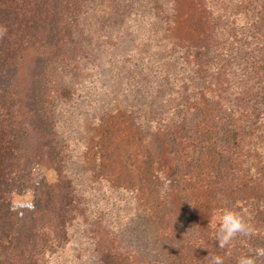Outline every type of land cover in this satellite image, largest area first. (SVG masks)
<instances>
[{"label":"rangeland","instance_id":"obj_1","mask_svg":"<svg viewBox=\"0 0 264 264\" xmlns=\"http://www.w3.org/2000/svg\"><path fill=\"white\" fill-rule=\"evenodd\" d=\"M88 10L82 34L79 23L66 43V61L49 73L58 90L52 96L55 140L81 211L64 243L46 248L38 264H100L98 232L147 249L165 222L187 219V235L199 222L215 228L225 208L254 230L232 242L264 241V0H90ZM192 28L206 32L207 69L195 71V59L173 55L164 44L167 31L189 37L184 29ZM202 52L190 54L200 61ZM240 105L261 110V120L241 135L238 174L226 187H204L207 197L200 198L209 202L199 199L195 209L192 191L180 192L173 135H193L196 107L215 115ZM36 176L55 180L42 167ZM32 199L26 188L13 192L11 204Z\"/></svg>","mask_w":264,"mask_h":264},{"label":"trees","instance_id":"obj_2","mask_svg":"<svg viewBox=\"0 0 264 264\" xmlns=\"http://www.w3.org/2000/svg\"><path fill=\"white\" fill-rule=\"evenodd\" d=\"M89 2L0 0V27L6 29L0 37V264H38L46 248L64 243L67 226L81 209L80 197L64 172L55 140L52 96L58 90L49 73L56 64L66 61V43L72 40L79 23L82 34L90 15ZM194 29L184 30L189 37L198 33L192 38L195 42L175 31L162 36L169 38L164 44L173 55L188 54L185 58L195 59L192 69L199 71L209 65L205 57L208 46L205 30ZM171 33L187 52H181L169 37ZM193 49L203 51L197 54L200 61L190 54ZM184 61L185 65L190 63ZM196 110L193 135L176 134L172 138L180 162V180L184 182L180 192L192 191L195 209L202 205L200 197H207L204 187L216 183L226 187L228 180L230 183L237 176L241 135L261 120V110L255 112L243 105L215 115L204 107ZM40 167L52 170L55 180L48 182L43 176L33 180L34 171ZM26 188L32 189V201L12 206L13 192ZM164 204L156 203L155 207ZM186 220L162 224L147 249L115 233L103 237L98 232L93 237L99 263L210 264V256L216 255L223 264H237L241 255L255 256L257 248H264V241L247 242L246 238L242 247L231 242L220 248L213 234L217 226L199 222L193 233L185 235L192 225Z\"/></svg>","mask_w":264,"mask_h":264},{"label":"clouds","instance_id":"obj_3","mask_svg":"<svg viewBox=\"0 0 264 264\" xmlns=\"http://www.w3.org/2000/svg\"><path fill=\"white\" fill-rule=\"evenodd\" d=\"M6 32V29L0 27V37ZM251 225L238 212L225 208L218 220L215 240L218 242V247L224 248L229 245L237 236L250 237L253 234ZM257 257H264V248H257L255 256L241 255L237 259V264H256ZM210 264H223L221 257L210 256Z\"/></svg>","mask_w":264,"mask_h":264}]
</instances>
